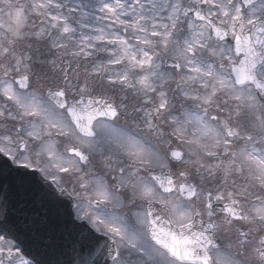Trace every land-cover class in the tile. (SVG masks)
<instances>
[{"label": "snow or ice", "instance_id": "snow-or-ice-1", "mask_svg": "<svg viewBox=\"0 0 264 264\" xmlns=\"http://www.w3.org/2000/svg\"><path fill=\"white\" fill-rule=\"evenodd\" d=\"M0 264H264V0H0Z\"/></svg>", "mask_w": 264, "mask_h": 264}]
</instances>
